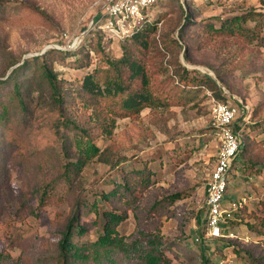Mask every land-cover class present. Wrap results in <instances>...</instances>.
Returning <instances> with one entry per match:
<instances>
[{"label":"rangeland","instance_id":"1","mask_svg":"<svg viewBox=\"0 0 264 264\" xmlns=\"http://www.w3.org/2000/svg\"><path fill=\"white\" fill-rule=\"evenodd\" d=\"M107 1L0 0V81L25 59L51 49L62 53L78 49L95 33L89 23L99 18ZM248 11L264 13V0H159L151 6L149 23L157 22L153 37L159 43L163 39L173 43L171 51L151 60L152 68L168 69L156 74L154 81H168L171 64L178 60L190 76L210 79L216 88L195 93L196 88L178 84L189 91L190 102L145 109L136 120L117 119L113 134L95 142L100 160L88 162L70 182L64 181L62 143L48 130L47 112L35 113L26 123L11 113V122L0 126V256L6 260L2 264H61L59 243L73 214L84 228L73 243L89 245L100 234L102 209H110L100 194L111 190L112 182L143 169L150 171V185L135 194L142 198L140 208L178 195L173 204L144 215L139 225L158 234L168 264H202L194 249L200 238L211 264H251L247 251L264 256V47L207 34L208 24L217 28L220 20ZM100 33L110 42V56L118 59L124 41ZM56 59L50 61L58 79L74 85L95 68L94 63L73 68L69 64L76 57ZM213 100L237 108L233 131L251 141L230 173L222 202L229 216L223 237L217 239L206 237L203 221L206 184L219 151L209 124ZM136 227L128 212L117 231L128 236ZM108 256L112 264H133L118 250Z\"/></svg>","mask_w":264,"mask_h":264},{"label":"trees","instance_id":"2","mask_svg":"<svg viewBox=\"0 0 264 264\" xmlns=\"http://www.w3.org/2000/svg\"><path fill=\"white\" fill-rule=\"evenodd\" d=\"M156 25L157 22L147 23L125 40L120 46L121 56L118 59L108 53L110 42L104 41L100 32L89 35L74 51L62 53L51 49L42 56L25 59L4 81H0V126L5 127L11 122V113L19 122L26 123L35 113L46 111L51 118L48 130H53L62 143L66 160L63 167L64 181L70 182L88 162L94 158L100 160V149L95 142L99 137L113 134L117 119L136 120L145 109L182 106L190 102L193 97H189V91L181 90L178 84L196 88L195 93L201 92L203 87L213 91L215 83L210 79L190 76L191 71L178 60L171 64L172 75H169L168 81H154L156 74L168 72V69L152 68V58L171 51L173 45L172 41L163 39L159 43L155 40ZM207 34L214 38L237 39L245 45L264 47V13L248 11L226 18L220 20L217 28L208 24ZM174 44L177 46V42ZM67 57H76L69 64L75 69L88 68L92 63L95 68L76 85L58 79L50 59L58 58L56 60L63 62ZM26 71L30 72L29 75L24 74L21 79H16V75ZM241 132L245 133L244 130ZM234 133L237 134L235 130ZM250 144L251 141H246L244 136L241 138L242 146L236 159L244 155ZM112 185L111 190L101 193L99 197L100 201L110 205V209H102L100 213L98 238L89 245L73 243L74 236H82L84 232V228L76 224L77 216L73 214L59 243V262L112 264L108 254L118 250L124 260L133 264H168L169 260L161 251L158 234L143 231L139 225L144 215L161 206L173 204L178 195L171 194L140 208L142 198L135 194H142L149 188L150 171L146 169L134 171L128 177L121 178L120 182H112ZM42 198L41 202L44 203ZM97 206L94 198L92 207L95 211ZM128 212L133 213L137 227L132 234L120 236L117 228L128 219ZM196 222L200 224V218ZM222 228L224 233L225 225ZM204 244V239L200 238L194 249L199 252L202 264H211L206 258ZM247 257L251 264H264L262 255L247 251ZM5 261L0 256V264Z\"/></svg>","mask_w":264,"mask_h":264},{"label":"built area","instance_id":"3","mask_svg":"<svg viewBox=\"0 0 264 264\" xmlns=\"http://www.w3.org/2000/svg\"><path fill=\"white\" fill-rule=\"evenodd\" d=\"M159 0H108L97 20L89 23L90 31L102 32L113 40L130 39L141 27L149 23L148 10ZM237 108L228 102L213 100L210 107L209 124L219 143L217 159L206 184V237H223V228L228 211L222 202L230 179L233 163L241 149V136L233 131Z\"/></svg>","mask_w":264,"mask_h":264}]
</instances>
